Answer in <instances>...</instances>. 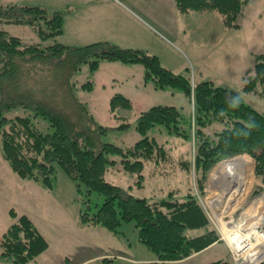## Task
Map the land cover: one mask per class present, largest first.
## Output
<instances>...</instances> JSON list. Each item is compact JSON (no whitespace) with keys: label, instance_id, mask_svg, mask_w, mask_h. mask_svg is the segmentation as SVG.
I'll use <instances>...</instances> for the list:
<instances>
[{"label":"trees","instance_id":"1","mask_svg":"<svg viewBox=\"0 0 264 264\" xmlns=\"http://www.w3.org/2000/svg\"><path fill=\"white\" fill-rule=\"evenodd\" d=\"M249 1L176 0V3L180 12L216 11L225 26L238 28V15ZM64 18V11H50L43 5L0 3L1 151L11 169L20 177L50 189L54 186L56 164L60 165L79 190L84 184L88 194L96 191L104 196L96 211H92L90 199L85 200L86 207L78 216L80 226H101L117 233L123 222L134 221L139 241L159 260L183 259L209 246L219 235L210 225L191 178L189 190L184 194L175 188L164 196L150 198L137 196L105 177L110 165L138 172L142 178L145 162L155 161L158 167L171 160L165 145L147 133L156 125L179 133L178 107L159 104L141 111L136 127L143 137L123 148L103 139L108 128L78 98L74 75L86 63L91 71L98 69L104 60L142 63L145 79H153L156 87L182 88L194 104V154L193 160L179 162L186 174L192 170L196 174L199 193H203L208 172L215 163L243 152L256 160L255 172L264 183V113L244 102L237 89L210 80L192 83L189 76L174 72L162 64L158 55L143 49L121 47L109 41L63 43L59 37L64 33ZM6 23L31 25L40 40L27 41L11 34L3 27ZM84 87L92 89L93 82H85ZM243 90L264 96V52L255 62ZM19 106L49 120L53 132H42L30 116L5 115L6 110ZM120 107L132 108L133 102L116 93L110 98L109 109L116 118L124 119L116 113ZM219 123L223 128L218 130ZM199 124L212 125L213 136L207 135ZM128 125L124 121L120 127ZM112 153H119L120 161L110 158ZM250 177L251 181L253 169ZM10 214L12 222L0 236V258L11 260L12 264H27L49 247V241L28 214H20L15 208L10 209ZM112 261L111 257H103L98 264ZM204 264H227V260Z\"/></svg>","mask_w":264,"mask_h":264},{"label":"rangeland","instance_id":"2","mask_svg":"<svg viewBox=\"0 0 264 264\" xmlns=\"http://www.w3.org/2000/svg\"><path fill=\"white\" fill-rule=\"evenodd\" d=\"M41 1L0 0V3L37 4ZM46 2L51 5L54 3L51 0ZM130 7L137 16L130 11L132 9L127 10L122 6L113 9L110 14L107 12L108 16L105 19L107 24L103 27L112 29L116 38H120V43L115 44L121 47L143 49L150 54L158 55L164 66L176 73L189 76L192 83L210 80L216 85L235 88L240 91V97L244 102L264 113V96L243 90L244 84L252 76L255 62L264 52V0H250L243 5V10L236 20L239 23L238 28L225 26L216 11L211 14H199L195 11L178 12L177 29L172 33L161 28L139 8L132 4ZM68 8L71 12H75V15L67 34L77 41L81 8L76 4H71ZM3 27L11 34L22 36L27 41L40 40V35L31 25L6 23ZM59 39L64 40L61 37ZM104 61L95 71L90 70L88 63L84 64L74 75V80L78 98L88 105L90 112L99 123L107 126L108 130L103 135L105 141L113 142L123 148L134 144L143 137L136 127L140 112L154 105H174L178 107L181 114L178 123L179 133L171 132L163 125L154 126L147 133L165 145L171 154V160L158 167L155 161L145 162L142 178H139L138 172L116 169L110 165L105 174L106 179L137 196L154 198L164 196L169 190L175 188H179L181 194L186 193L189 190L191 178L194 192L198 195L199 202L210 219V225L219 235L215 242L229 243L227 229L230 225H235L234 232L239 226L245 229L249 219L254 220V217L260 216L259 212L264 211V203H259V200L264 202V183L255 172L256 160L246 152L221 159L208 172L204 191L199 193L196 187V174L193 170L191 174L188 172L186 174L179 162L183 159L193 160L194 104L191 98L182 88H159L156 87L153 79L146 80V70L142 63ZM87 81L93 82L92 89L84 87ZM116 93L124 94L133 102L132 108L120 107L116 111L124 119L116 118L109 109L110 98ZM5 115L9 118L17 115L30 116L42 132H53L49 120L42 116H35L29 108L14 107L6 110ZM124 121L130 125L120 127ZM199 125L204 127L202 124ZM216 128L219 130L223 126L219 123ZM204 130L207 135L213 136L212 125L205 126ZM1 142L0 132V144ZM239 155L253 161L254 177L251 181V177L249 178L240 194L232 195L231 201H235V204L227 207L226 212L222 214L223 206L218 207L220 210H214L209 203V197L213 193L210 189V178L221 162ZM109 156L118 161L121 159L119 153H112ZM49 195V209L52 211L53 207L58 205V210L62 214L70 215L72 221L77 219L79 213L85 209V200L90 199L92 211H96L104 201V196L96 191L88 194L84 184L79 190L76 182L58 164H56L53 190ZM10 220H12L11 217ZM263 226L264 219L259 225L260 230H263ZM87 231L92 241L97 243L101 250L111 254L98 257L94 264H98V261L105 256L113 258L110 264H135L129 259L130 257L141 258L146 252H151L144 243L139 241L138 228L134 221L123 222L117 233L101 226ZM261 233L259 232L257 237L252 234L249 238L254 246L258 245L263 252L264 239L261 240ZM245 254H247L245 258L250 255L257 257L251 249H247ZM220 259H228V264H233L223 244H217L202 256L183 264H194L195 261L210 263ZM1 261L12 264L11 260L6 258H0V264H2Z\"/></svg>","mask_w":264,"mask_h":264},{"label":"crops","instance_id":"3","mask_svg":"<svg viewBox=\"0 0 264 264\" xmlns=\"http://www.w3.org/2000/svg\"><path fill=\"white\" fill-rule=\"evenodd\" d=\"M42 1L37 4L47 7L50 11L65 12L64 33L60 36L64 40L61 39L60 41L70 45H79L74 43L88 44L98 41L120 43V38H116L112 29L103 27V25L107 24L105 23L106 16H108L107 12L110 14L113 9H117L119 6L130 10L132 9L130 4L134 5L160 25L161 28L171 33L176 32V22L179 18L178 12H180L176 0H51L54 1L52 5L48 4L46 0ZM71 4L79 5L81 8L80 31L76 36L77 41L67 34V30H70L72 18L75 15V12H71L68 8ZM130 11L134 12L133 9ZM198 13L211 14L212 11ZM133 14L137 16L135 12ZM136 19L139 20V18ZM52 190L53 188H46L35 180L24 179L16 174L3 156L0 144V236L12 222L10 220V209L15 208L20 214H28L49 241V247L27 264H94L98 257L111 255L101 250L88 234L87 230L96 226H80L78 218L72 221L70 215L67 213L62 214L58 210V205L53 207L52 211L49 209V194ZM217 244H223L226 254L230 255L227 243L215 242L179 260L162 261L152 251L146 252L145 256L141 258L134 256L129 259L135 264H150L152 262H157L158 264H183L202 256V254ZM1 262L2 264H7L5 261ZM204 263L206 262H194V264Z\"/></svg>","mask_w":264,"mask_h":264},{"label":"bare ground","instance_id":"4","mask_svg":"<svg viewBox=\"0 0 264 264\" xmlns=\"http://www.w3.org/2000/svg\"><path fill=\"white\" fill-rule=\"evenodd\" d=\"M252 169L253 161L251 162V160H248L244 156L242 157V155L234 156L230 160H225L214 169L210 178V189L213 190V193L209 197V203L214 210H220L218 207L221 205L224 208L221 212L223 214L226 212L227 207L235 204V201H231L233 197L232 195L240 194L244 190L245 183L250 178ZM259 201V203H264L261 200ZM259 213L260 216L254 217V220H248V224L245 229L239 226L234 232L233 230L235 225H230L227 229V233L230 234H227V238L233 247L234 254L242 258V261L247 264H256L260 259L264 258V249L263 252H261L260 247L258 245L255 247L254 243L251 242L249 238L252 234L257 237L259 232H264V229H261V231L259 228V225H261L264 219V211ZM263 239L264 234L261 233V240ZM247 249H251L257 257L250 255L245 258L247 255L245 254Z\"/></svg>","mask_w":264,"mask_h":264},{"label":"built area","instance_id":"5","mask_svg":"<svg viewBox=\"0 0 264 264\" xmlns=\"http://www.w3.org/2000/svg\"><path fill=\"white\" fill-rule=\"evenodd\" d=\"M262 233L264 234V232H262ZM231 250H232V254H233V257H234V260H235L236 264H247V263H245V262L242 261V258H240V257H238L236 254H234V251H233V247H232V245H231ZM262 260H264V258H263V259H260L259 262H258V264H259ZM248 264H249V263H248Z\"/></svg>","mask_w":264,"mask_h":264}]
</instances>
